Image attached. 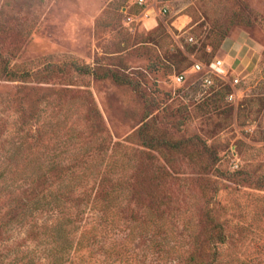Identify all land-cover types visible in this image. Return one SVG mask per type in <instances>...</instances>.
<instances>
[{
    "label": "rangeland",
    "instance_id": "obj_1",
    "mask_svg": "<svg viewBox=\"0 0 264 264\" xmlns=\"http://www.w3.org/2000/svg\"><path fill=\"white\" fill-rule=\"evenodd\" d=\"M215 58L245 75L236 101L191 70ZM263 66L264 0L147 17L0 0V264H53L50 228L70 219L66 236L104 229L79 264H264Z\"/></svg>",
    "mask_w": 264,
    "mask_h": 264
},
{
    "label": "built area",
    "instance_id": "obj_2",
    "mask_svg": "<svg viewBox=\"0 0 264 264\" xmlns=\"http://www.w3.org/2000/svg\"><path fill=\"white\" fill-rule=\"evenodd\" d=\"M179 0H133V4L139 10L140 16L147 17L149 14L154 15H166L171 12ZM131 19V16H128ZM226 62L223 59L215 58L212 62L208 64H203L199 62H194L191 65V70L195 73H201L197 78V82L200 86L204 88H210L213 83V75L224 79L230 87L226 94L229 101H236L239 95H242L243 87L246 83L245 75L241 72H236L235 70L230 75L229 68L226 66ZM221 71V72H220ZM264 78V66L260 70ZM185 80V75L183 72L176 73L174 75V81L177 83H182ZM237 166V164H235Z\"/></svg>",
    "mask_w": 264,
    "mask_h": 264
},
{
    "label": "trees",
    "instance_id": "obj_3",
    "mask_svg": "<svg viewBox=\"0 0 264 264\" xmlns=\"http://www.w3.org/2000/svg\"><path fill=\"white\" fill-rule=\"evenodd\" d=\"M73 69L79 73V74H90L92 73L93 75H97L96 72L89 68L87 65H80V64H73L72 65ZM7 73H9V75L11 77H14V71L8 70ZM117 80H120L119 77L114 76ZM150 141H152V138L147 139L144 138L143 142L145 144H149L150 145ZM142 142V143H143ZM155 147H158L160 144H154ZM165 147L169 148V149H175L176 148V144H172V143H166L165 142ZM56 196V194L54 195ZM57 197V196H56ZM45 204H48V200H44ZM38 206L34 205V209H38ZM41 209V208H40ZM70 219V218H69ZM72 219L70 220H63L61 223H57L54 224V226H51V233H49L50 235V239L52 240V242H54L55 244L53 245V247L51 248V250H53V259L51 260V262L53 264H61L64 262H67L68 264H79V262H81V259L79 260V262H77V260L75 261L73 259V257H77L80 254V251L85 248L86 246H91V244L95 241H93V239H91L92 236H94L97 232V230L99 231H104V229H99L96 225H91L89 227H85L84 229L76 232V226L73 227L75 228L72 232H69L70 235L66 236L64 234V226H73L72 223ZM86 222H84L85 224ZM71 226V227H72ZM219 231V230H218ZM76 232V233H75ZM220 234V231H219ZM76 237V238H75ZM91 240L93 241L92 243ZM106 253H111V251L109 252L108 248H105ZM31 260H29L28 262L30 263Z\"/></svg>",
    "mask_w": 264,
    "mask_h": 264
},
{
    "label": "crops",
    "instance_id": "obj_4",
    "mask_svg": "<svg viewBox=\"0 0 264 264\" xmlns=\"http://www.w3.org/2000/svg\"><path fill=\"white\" fill-rule=\"evenodd\" d=\"M226 52V54H227V56H229V57H231V54L228 52V51H225Z\"/></svg>",
    "mask_w": 264,
    "mask_h": 264
}]
</instances>
